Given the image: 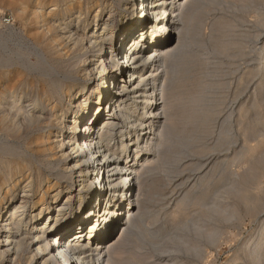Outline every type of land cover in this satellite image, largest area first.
<instances>
[{"label": "rangeland", "instance_id": "1", "mask_svg": "<svg viewBox=\"0 0 264 264\" xmlns=\"http://www.w3.org/2000/svg\"><path fill=\"white\" fill-rule=\"evenodd\" d=\"M11 1L0 0V178L22 160L51 175L32 149L47 130L30 124L24 107L49 97L41 103L50 116L53 105L57 112L68 104L69 86L87 83L85 50L73 43L92 30L94 2L116 0H57V11L42 0L40 23L36 0L24 14ZM197 3L174 59L167 118L153 128L159 148L144 159L136 217L123 239H111L118 246L111 264H264V0ZM68 7L73 19L65 30L57 25ZM122 71L120 84L128 79ZM62 170L54 174L64 177Z\"/></svg>", "mask_w": 264, "mask_h": 264}, {"label": "bare ground", "instance_id": "2", "mask_svg": "<svg viewBox=\"0 0 264 264\" xmlns=\"http://www.w3.org/2000/svg\"><path fill=\"white\" fill-rule=\"evenodd\" d=\"M11 2L19 12L30 0ZM35 5L33 16L43 21L42 0ZM197 6V0L93 3V28L73 43L85 50L87 83L69 86L68 104L57 112L53 105L50 116L41 103L49 97H36L24 107L25 119L47 130L32 149L52 174L31 160L7 164L0 178L2 264H111L118 247L110 245L111 239L117 233L122 238L136 217L135 188L148 166L144 159L159 148L161 133L153 128L167 118L171 80L178 70L174 59ZM50 7L57 11V0ZM65 11L66 20L57 26L66 30L73 17L71 8ZM127 63L128 79L120 84ZM116 85L120 89L113 94ZM60 165L64 177L54 174Z\"/></svg>", "mask_w": 264, "mask_h": 264}, {"label": "built area", "instance_id": "3", "mask_svg": "<svg viewBox=\"0 0 264 264\" xmlns=\"http://www.w3.org/2000/svg\"><path fill=\"white\" fill-rule=\"evenodd\" d=\"M0 18H1V20L6 19V14H1Z\"/></svg>", "mask_w": 264, "mask_h": 264}]
</instances>
